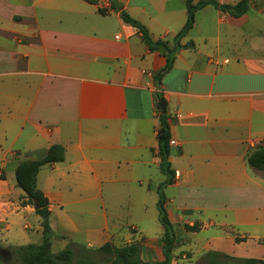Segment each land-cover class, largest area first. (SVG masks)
Returning a JSON list of instances; mask_svg holds the SVG:
<instances>
[{"label": "crops", "instance_id": "crops-1", "mask_svg": "<svg viewBox=\"0 0 264 264\" xmlns=\"http://www.w3.org/2000/svg\"><path fill=\"white\" fill-rule=\"evenodd\" d=\"M186 4L0 0L3 264H15L11 247L42 243L43 221L35 207L22 206L16 168L42 160L54 146L65 150L64 161L43 166L34 179L49 202L52 253L140 244L145 263L164 260L159 95L171 120L169 161L176 173L164 190L179 243L173 256L182 246L195 258L213 252L264 259L258 243L264 240V173L247 162L264 148V4L252 0L240 18L214 7L199 11L160 81L166 57L150 52L112 5L173 49L187 22ZM30 220L38 223L36 233L29 223L30 233L20 232ZM232 230L245 240L237 243Z\"/></svg>", "mask_w": 264, "mask_h": 264}, {"label": "trees", "instance_id": "trees-1", "mask_svg": "<svg viewBox=\"0 0 264 264\" xmlns=\"http://www.w3.org/2000/svg\"><path fill=\"white\" fill-rule=\"evenodd\" d=\"M113 1V0H112ZM252 0H240L237 4L226 5L221 4L217 0H200L195 4V0H187L188 18L186 25L178 33L174 40V48L172 49L167 42L153 41L149 34L148 29L140 22L132 19L122 8L112 5L114 10L121 13L123 21L137 29L142 37L144 43L148 46L150 52H158L163 54L167 59L165 69L158 75L157 79L161 81L162 77L169 73L175 63L176 54L182 48L181 40L185 38L189 32L194 28L196 23V14L207 8L214 7L218 11L228 14L233 18H240L246 15L251 7ZM102 13V11H100ZM158 110L160 128L158 130V158L160 160V169L166 177V181L160 185L157 190L159 201L157 205L159 221L164 228V235L162 238V254L163 261L155 263H145L142 260V247L140 244H131L122 248H117L111 244H106L99 249L83 248L79 254L77 264H172L173 251L178 244V239L175 234V229L169 220L168 212L166 209L167 198L164 190L167 186L171 185L175 178L176 173L172 170L170 164L171 154V120L168 115H162L160 110V102L163 99L159 95ZM65 159V150L61 146L52 147L45 158L39 161H29L20 163L16 168V183L25 195V201L22 206H33L36 208V214L43 220L42 230V243L40 245L30 244L19 248L12 249L20 264H73L75 251L73 247H68L64 251L53 254L52 253V230L50 227V210L47 198L35 188L34 179L39 171L45 165H53L63 162ZM248 165L264 173V148H258L252 152L247 158ZM188 232L197 233L199 229L196 226L185 227ZM245 239H236V242H243ZM78 247V246H75ZM209 258L216 259L220 255L216 253H209ZM242 264H264V261L255 259H236ZM216 264L215 260L212 263Z\"/></svg>", "mask_w": 264, "mask_h": 264}, {"label": "rangeland", "instance_id": "rangeland-1", "mask_svg": "<svg viewBox=\"0 0 264 264\" xmlns=\"http://www.w3.org/2000/svg\"><path fill=\"white\" fill-rule=\"evenodd\" d=\"M112 0H110V2H111ZM257 4H264V0H257ZM42 219V218H41ZM41 219H40V221H41ZM43 221V220H42ZM32 222V220H30V221H27V223H22L19 227H18V230L20 231V232H22V233H25V234H27V233H30L29 231L27 232L25 229H24V227H25V225H28V223H29V225L30 226H32L34 229H35V231H34V233H36V230H37V226H38V223H35V224H32L31 223ZM160 229H162V225L160 224ZM230 232V234H232L233 236H236L237 238L236 239H239L238 238V234L234 231V230H232V231H229ZM31 241V243H36V244H38L37 242H38V239H36V238H34V239H32V240H30ZM26 240L25 239H23V241L21 240L18 244H20V245H23V244H26ZM259 243V245H264V240H261V241H259L258 242ZM179 244V243H178ZM177 244V245H178ZM3 247V246H2ZM177 247V246H176ZM176 247H175V249H176ZM11 248H13V249H15V247H11ZM9 249V250H12V249ZM73 249H74V251H75V257H74V262H73V264H77V260H78V258H79V254L82 252V250H83V248L82 247H73ZM174 249V250H175ZM187 249V247H179L176 251H175V253L177 254L175 257L173 256V263L172 264H210V263H212V260H215L216 261V264H242V263H240V262H238L236 259H238V258H234V257H231V256H225V254H219V253H216V254H218V255H220V257L219 258H216V259H212V258H209L207 255L209 254H206V255H204V256H202V257H200V258H195L194 256H192L189 252H181V251H184V250H186ZM12 253V256H13V261H14V263L15 264H20V262H19V260H17V258H16V255H15V253L13 252V250L11 251ZM173 253H174V251H173ZM211 253H213V252H211ZM256 260V259H255ZM257 260H261V259H257ZM174 261H175V263H174ZM262 261H264V259L262 260ZM0 264H3L2 263V261H0Z\"/></svg>", "mask_w": 264, "mask_h": 264}, {"label": "water", "instance_id": "water-1", "mask_svg": "<svg viewBox=\"0 0 264 264\" xmlns=\"http://www.w3.org/2000/svg\"><path fill=\"white\" fill-rule=\"evenodd\" d=\"M159 107L161 110V114L166 115L167 114V108H166V103L164 102V100H161Z\"/></svg>", "mask_w": 264, "mask_h": 264}]
</instances>
